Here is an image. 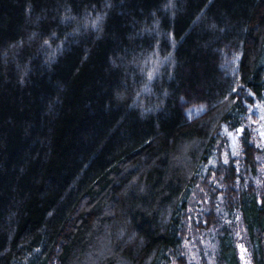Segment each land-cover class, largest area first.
<instances>
[{
    "label": "trees",
    "instance_id": "16d2710c",
    "mask_svg": "<svg viewBox=\"0 0 264 264\" xmlns=\"http://www.w3.org/2000/svg\"><path fill=\"white\" fill-rule=\"evenodd\" d=\"M262 116L264 0H0V264H264Z\"/></svg>",
    "mask_w": 264,
    "mask_h": 264
},
{
    "label": "rangeland",
    "instance_id": "374dc122",
    "mask_svg": "<svg viewBox=\"0 0 264 264\" xmlns=\"http://www.w3.org/2000/svg\"><path fill=\"white\" fill-rule=\"evenodd\" d=\"M260 169H261L260 176L257 179V183L258 185H263L264 157L261 158ZM237 246H238L241 264H252L249 249L245 245L243 241V237H241V234ZM215 248H216V242L212 235H209L206 238L205 236H200L197 239H194L193 242H190L189 240L186 242V253L188 254L190 261L196 262V264H202V260H205L207 262L206 264H217L215 258V251H216Z\"/></svg>",
    "mask_w": 264,
    "mask_h": 264
},
{
    "label": "snow or ice",
    "instance_id": "6c2138e0",
    "mask_svg": "<svg viewBox=\"0 0 264 264\" xmlns=\"http://www.w3.org/2000/svg\"><path fill=\"white\" fill-rule=\"evenodd\" d=\"M262 120H264V116L261 117ZM227 131V129H226ZM245 132V127L244 125H241L238 129L235 130V133H236V136H240V135H243ZM229 135H233L232 132H228ZM262 135H264V133H261ZM235 155V153H233ZM227 155V154H225ZM227 163V160L225 161ZM206 223V221H205Z\"/></svg>",
    "mask_w": 264,
    "mask_h": 264
}]
</instances>
